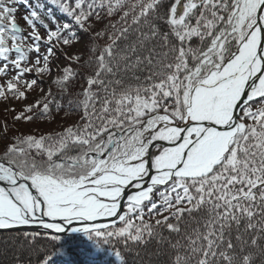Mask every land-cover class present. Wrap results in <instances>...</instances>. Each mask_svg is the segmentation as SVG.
Returning <instances> with one entry per match:
<instances>
[{
  "label": "snow or ice",
  "instance_id": "snow-or-ice-1",
  "mask_svg": "<svg viewBox=\"0 0 264 264\" xmlns=\"http://www.w3.org/2000/svg\"><path fill=\"white\" fill-rule=\"evenodd\" d=\"M0 257L264 264V0H0Z\"/></svg>",
  "mask_w": 264,
  "mask_h": 264
},
{
  "label": "trees",
  "instance_id": "trees-1",
  "mask_svg": "<svg viewBox=\"0 0 264 264\" xmlns=\"http://www.w3.org/2000/svg\"><path fill=\"white\" fill-rule=\"evenodd\" d=\"M23 11V8L21 7V12ZM25 128H29L31 126H24ZM0 260H5V264H6V258L4 257H0Z\"/></svg>",
  "mask_w": 264,
  "mask_h": 264
}]
</instances>
